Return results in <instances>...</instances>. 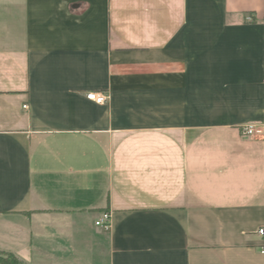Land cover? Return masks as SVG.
<instances>
[{
    "label": "crops",
    "instance_id": "1",
    "mask_svg": "<svg viewBox=\"0 0 264 264\" xmlns=\"http://www.w3.org/2000/svg\"><path fill=\"white\" fill-rule=\"evenodd\" d=\"M261 229L264 0H0V252L264 264Z\"/></svg>",
    "mask_w": 264,
    "mask_h": 264
},
{
    "label": "built area",
    "instance_id": "2",
    "mask_svg": "<svg viewBox=\"0 0 264 264\" xmlns=\"http://www.w3.org/2000/svg\"><path fill=\"white\" fill-rule=\"evenodd\" d=\"M87 98L90 101H93L98 105H104L106 103L108 97H107V95H105L103 93L93 92V93H89L87 95ZM24 108L28 109V106L25 105ZM258 132H261V130H258L257 125H254V124L247 125L243 128V134L247 135V136H253ZM96 226H98V227H100L106 231H109L111 229V226H112V215H111V213H109V212L103 213L102 216L100 217V219L98 221H96ZM259 233L261 235H264V229H261L259 231ZM263 253H264V251H263Z\"/></svg>",
    "mask_w": 264,
    "mask_h": 264
},
{
    "label": "trees",
    "instance_id": "3",
    "mask_svg": "<svg viewBox=\"0 0 264 264\" xmlns=\"http://www.w3.org/2000/svg\"><path fill=\"white\" fill-rule=\"evenodd\" d=\"M1 253L8 254L9 256L12 257V261H6L4 264H26L23 261H21L19 258H17L14 254L6 253V252H1Z\"/></svg>",
    "mask_w": 264,
    "mask_h": 264
},
{
    "label": "rangeland",
    "instance_id": "4",
    "mask_svg": "<svg viewBox=\"0 0 264 264\" xmlns=\"http://www.w3.org/2000/svg\"><path fill=\"white\" fill-rule=\"evenodd\" d=\"M6 261H12V257L0 252V264H4Z\"/></svg>",
    "mask_w": 264,
    "mask_h": 264
}]
</instances>
